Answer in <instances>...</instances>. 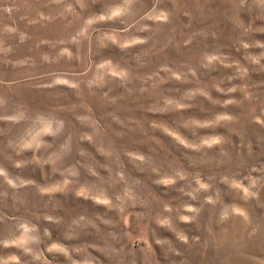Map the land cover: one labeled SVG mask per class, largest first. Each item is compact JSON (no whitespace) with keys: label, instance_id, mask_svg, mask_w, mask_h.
<instances>
[{"label":"rangeland","instance_id":"374dc122","mask_svg":"<svg viewBox=\"0 0 264 264\" xmlns=\"http://www.w3.org/2000/svg\"><path fill=\"white\" fill-rule=\"evenodd\" d=\"M0 264H264V0H0Z\"/></svg>","mask_w":264,"mask_h":264}]
</instances>
